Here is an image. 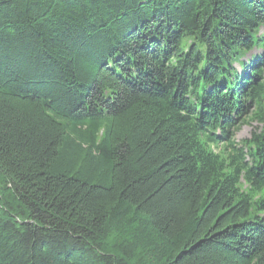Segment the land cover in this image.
Here are the masks:
<instances>
[{
    "label": "trees",
    "instance_id": "16d2710c",
    "mask_svg": "<svg viewBox=\"0 0 264 264\" xmlns=\"http://www.w3.org/2000/svg\"><path fill=\"white\" fill-rule=\"evenodd\" d=\"M0 264H264V0H0Z\"/></svg>",
    "mask_w": 264,
    "mask_h": 264
},
{
    "label": "rangeland",
    "instance_id": "374dc122",
    "mask_svg": "<svg viewBox=\"0 0 264 264\" xmlns=\"http://www.w3.org/2000/svg\"><path fill=\"white\" fill-rule=\"evenodd\" d=\"M260 52V51H257ZM247 57H250V54L247 55ZM245 57L244 60L247 58ZM238 66V65H237ZM261 124L257 123L256 121H250L242 124V126L236 131L235 133V139L237 141L250 137V134L253 130H256L257 128H260Z\"/></svg>",
    "mask_w": 264,
    "mask_h": 264
}]
</instances>
